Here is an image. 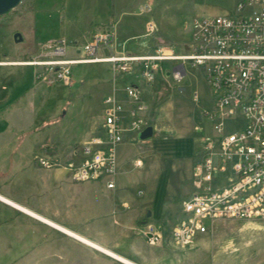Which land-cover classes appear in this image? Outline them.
Returning <instances> with one entry per match:
<instances>
[{
	"label": "rangeland",
	"instance_id": "1",
	"mask_svg": "<svg viewBox=\"0 0 264 264\" xmlns=\"http://www.w3.org/2000/svg\"><path fill=\"white\" fill-rule=\"evenodd\" d=\"M235 2L23 0L0 17V54L21 59L28 55L30 60L43 44L64 39L77 47L71 53L75 56L81 53V48L91 37H83V30L88 26L95 28L115 23H118L116 27L128 30L131 38H123L100 49L99 56L123 50L142 55L160 46L168 47L176 54H187L190 52L192 21L231 15ZM146 5L152 12L141 14L138 8ZM152 20L154 31L150 32L148 26ZM15 34L21 36V42H14ZM186 70L187 74L179 84L160 79L152 89L143 86L146 90L142 93L147 106L146 117L148 126L153 127V136L140 143L128 141L117 150L121 178L126 186L125 195L139 208L146 209V213L150 212L151 220L161 217L158 220L160 229L155 227L164 231L163 242L167 247L164 251H158L161 247L157 251V248L145 247L139 234L143 216L132 228L119 227L120 231L116 230L115 234H107L102 246L122 257L124 252L140 253L152 264H166L163 252L179 255L180 261L187 260L188 264H264V220L206 221L191 244L179 247L172 242L175 222L184 218L181 202L192 192L191 165L200 147V139L211 133L205 116V112H212L210 92L200 70L188 65ZM129 79L127 76L117 79L115 87L128 84ZM39 87L41 94L35 102L36 106L41 105L39 120L49 122L46 130L58 150L63 145L77 144L84 125L91 120L98 124L96 135L101 134L102 102L113 87L110 65L73 66L70 85L59 82L47 86L40 83ZM137 160H140V166L135 165ZM139 190H142V196L137 195ZM115 226L117 228V224ZM46 228L36 223L34 249L18 253L0 252V264H124L53 228L49 238L46 235L42 237L47 232ZM25 238L29 243L31 238ZM17 248L14 246L13 250Z\"/></svg>",
	"mask_w": 264,
	"mask_h": 264
},
{
	"label": "built area",
	"instance_id": "2",
	"mask_svg": "<svg viewBox=\"0 0 264 264\" xmlns=\"http://www.w3.org/2000/svg\"><path fill=\"white\" fill-rule=\"evenodd\" d=\"M140 10L151 12L148 6ZM148 29L154 31L153 22ZM113 43L112 29L97 27L78 55H71L76 46L60 39L43 44L37 55L23 62L38 68L36 80L47 86L70 85L73 66L108 64L113 85L102 102L101 134L82 144L80 160L61 161L43 151L35 155L36 165L43 170L62 168L73 183H102L114 189L117 147L130 139L140 143L138 134L149 125L142 87L152 89L160 79L179 84L188 65L201 71L210 92L212 112L205 116L211 133L200 139L191 165L192 192L181 202L184 218L175 222L179 231L172 242L179 247L191 244L206 221H263L264 0H236L231 15L193 20L187 54L160 46L142 55L99 56L100 49ZM124 76L130 82L115 87ZM135 165L140 166V160ZM211 180H219L218 190H210ZM249 190H258V198L248 199ZM220 194H228V201L219 202ZM137 195L142 196V190ZM191 209H202V216L190 217ZM139 233L150 246L163 244L164 235L153 224L144 223Z\"/></svg>",
	"mask_w": 264,
	"mask_h": 264
},
{
	"label": "crops",
	"instance_id": "3",
	"mask_svg": "<svg viewBox=\"0 0 264 264\" xmlns=\"http://www.w3.org/2000/svg\"><path fill=\"white\" fill-rule=\"evenodd\" d=\"M141 8V6L138 8L141 14L152 12H141ZM152 22L154 23L153 20ZM116 25L118 23L106 25L113 31L114 43L123 38H131L128 30ZM93 28L88 26L82 31V36L89 38L97 27ZM128 29L131 30L129 27ZM116 54L136 55L126 50L118 51ZM27 56L24 55L21 59L0 54V252L18 253L33 250L36 223L39 227H47L46 234L44 232L41 236L50 237L53 227L22 208L101 246L105 244L103 238L107 234H115L116 230L120 231L119 227L132 228L142 216L145 220L143 219L140 227L144 223H151L160 229L158 220L161 217L156 220L147 218L146 209L139 208L124 193L126 186L121 178L117 150L128 141L132 144L131 139L116 149L118 174L115 178V189L112 190L106 189L102 183H73L70 175L62 168L43 170L36 165L34 157L43 151L51 152V156L61 161L68 159L79 161L82 144L96 135L98 124L96 120L87 122L77 144L63 145L58 150L46 130L49 122L44 119L39 120L41 105H35L36 99L41 94L39 87L41 82L37 81L35 76L39 69L23 64L29 60ZM142 88L144 89L142 92L146 91L144 87ZM112 89L113 87L111 92ZM52 147L56 150H52ZM121 206L123 208H120ZM162 233L164 235V231ZM139 234L147 249L152 247L157 248L155 249L157 251L161 247L158 251H164L167 247L165 242L160 246H150L146 243L145 237ZM26 236L31 238L29 243ZM14 246L19 248L13 250ZM123 256L136 264H152L144 260L140 253L138 255L124 252ZM163 260L166 264H188L187 260L180 261L179 255L168 252H163Z\"/></svg>",
	"mask_w": 264,
	"mask_h": 264
},
{
	"label": "bare ground",
	"instance_id": "4",
	"mask_svg": "<svg viewBox=\"0 0 264 264\" xmlns=\"http://www.w3.org/2000/svg\"><path fill=\"white\" fill-rule=\"evenodd\" d=\"M218 189H219V180H211L210 190H218ZM257 198H258V190H249L248 191V199H257ZM226 201H228V194H220L219 195V202H226ZM22 209L24 211H26L27 213H30L31 215L35 216L36 218H38V219L46 222L47 224L51 225L53 227V229L55 228V229L65 233V234H67V236H70V237L74 238L75 240H77L83 244H86L87 246L92 247V248L98 250L99 252H102L103 254H105L107 256H110L113 259H116V260H118L124 264H136V263H134V262L110 251L109 249L101 246L100 244H97L92 240H89V239H87V238L67 229V228H64L61 225H59L53 221L45 219L44 217H42L38 214H35V213L29 211L28 209H24V208H22ZM199 216H202V209H191L190 210V217H199ZM177 231H179V224L178 223L172 229V239H174L176 237ZM174 244L176 246H178V242H174Z\"/></svg>",
	"mask_w": 264,
	"mask_h": 264
},
{
	"label": "water",
	"instance_id": "5",
	"mask_svg": "<svg viewBox=\"0 0 264 264\" xmlns=\"http://www.w3.org/2000/svg\"><path fill=\"white\" fill-rule=\"evenodd\" d=\"M23 0H0V17L9 13L11 10L15 9ZM22 38L19 34L14 35V42H21ZM153 136V127L147 126L142 132L138 134V140L143 142L151 139ZM52 155V153H48ZM147 218L150 217V212L146 215ZM144 223V222H143Z\"/></svg>",
	"mask_w": 264,
	"mask_h": 264
},
{
	"label": "trees",
	"instance_id": "6",
	"mask_svg": "<svg viewBox=\"0 0 264 264\" xmlns=\"http://www.w3.org/2000/svg\"><path fill=\"white\" fill-rule=\"evenodd\" d=\"M51 149H52V150H56L55 147H52ZM144 220H145V219H144Z\"/></svg>",
	"mask_w": 264,
	"mask_h": 264
}]
</instances>
